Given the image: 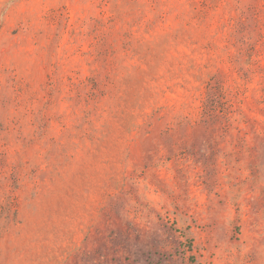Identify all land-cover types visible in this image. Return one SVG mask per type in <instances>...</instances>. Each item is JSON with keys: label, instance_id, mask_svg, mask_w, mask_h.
Instances as JSON below:
<instances>
[{"label": "rangeland", "instance_id": "374dc122", "mask_svg": "<svg viewBox=\"0 0 264 264\" xmlns=\"http://www.w3.org/2000/svg\"><path fill=\"white\" fill-rule=\"evenodd\" d=\"M0 264H264V0H0Z\"/></svg>", "mask_w": 264, "mask_h": 264}]
</instances>
